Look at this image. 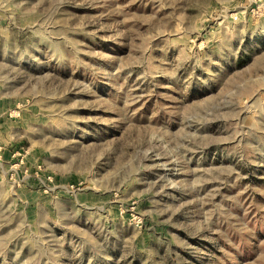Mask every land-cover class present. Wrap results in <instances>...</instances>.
<instances>
[{"label": "rangeland", "instance_id": "1", "mask_svg": "<svg viewBox=\"0 0 264 264\" xmlns=\"http://www.w3.org/2000/svg\"><path fill=\"white\" fill-rule=\"evenodd\" d=\"M0 264H264V0H0Z\"/></svg>", "mask_w": 264, "mask_h": 264}]
</instances>
